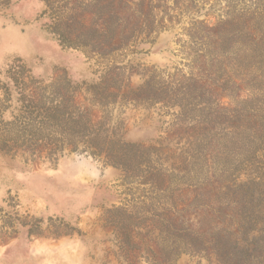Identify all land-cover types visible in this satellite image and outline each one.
Instances as JSON below:
<instances>
[{
  "label": "rangeland",
  "instance_id": "374dc122",
  "mask_svg": "<svg viewBox=\"0 0 264 264\" xmlns=\"http://www.w3.org/2000/svg\"><path fill=\"white\" fill-rule=\"evenodd\" d=\"M63 78L123 164L31 141ZM0 264H264V0H0Z\"/></svg>",
  "mask_w": 264,
  "mask_h": 264
},
{
  "label": "trees",
  "instance_id": "16d2710c",
  "mask_svg": "<svg viewBox=\"0 0 264 264\" xmlns=\"http://www.w3.org/2000/svg\"><path fill=\"white\" fill-rule=\"evenodd\" d=\"M143 1L145 0L142 3ZM143 5L139 4V15L143 14ZM97 27L95 32H99V35L105 32L103 26ZM67 36L69 35L58 33V39L63 45L76 46L75 41ZM111 86L109 79L101 84H94L92 95L97 101H91L87 105L79 99L82 92L80 86L66 78L45 86L31 87L24 83L18 92V101L32 109L26 117L31 123L28 124L31 141L36 147L39 144L42 148L53 146L64 150L69 146L71 151H78L84 144V151L94 157L104 156L110 164H123L122 155L134 145L116 138L99 141V134L91 128L103 120L95 113L96 103L103 99L111 100L108 103L112 104L117 102L119 95ZM44 131L51 132L45 134Z\"/></svg>",
  "mask_w": 264,
  "mask_h": 264
}]
</instances>
